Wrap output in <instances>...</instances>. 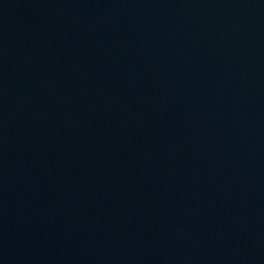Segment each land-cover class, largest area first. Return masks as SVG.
Returning <instances> with one entry per match:
<instances>
[{
	"label": "water",
	"instance_id": "water-1",
	"mask_svg": "<svg viewBox=\"0 0 264 264\" xmlns=\"http://www.w3.org/2000/svg\"><path fill=\"white\" fill-rule=\"evenodd\" d=\"M0 264H264V0H0Z\"/></svg>",
	"mask_w": 264,
	"mask_h": 264
}]
</instances>
